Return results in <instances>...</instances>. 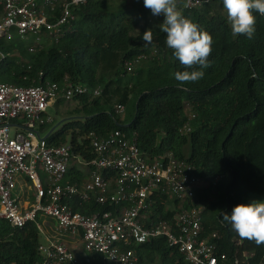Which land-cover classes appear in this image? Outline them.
<instances>
[{"label":"trees","instance_id":"1","mask_svg":"<svg viewBox=\"0 0 264 264\" xmlns=\"http://www.w3.org/2000/svg\"><path fill=\"white\" fill-rule=\"evenodd\" d=\"M71 28L57 42L37 45L34 38L0 37V82L22 86L63 82L101 86L99 96L74 97L76 106L66 110L64 122L48 137L50 145L70 141L74 151L91 160L95 153L89 134L105 136L116 129L135 135L138 146L150 157L172 153L194 164L196 174L209 182L197 192L194 203L203 205L206 234L218 232L219 250L230 262L238 250L253 251L252 263L264 256V245L241 239L222 220L250 193L264 196V16L255 13L256 32L249 40L233 35L223 0H210L200 8L182 14L213 38L210 66L202 69L197 82L180 83L174 73L191 71L174 57L166 45V34L151 22V10L143 0H90L75 8ZM4 6L0 4V20ZM153 30V43L144 46V31ZM150 60L133 72L127 61L140 55ZM197 70H200L197 66ZM129 76V77H128ZM70 102L59 99L57 106ZM125 105L123 115L116 105ZM187 108L189 110H187ZM188 112L194 114L188 117ZM186 122L191 130L182 132ZM55 126V125H54ZM54 126H49L48 134ZM189 146V151H187ZM86 174L72 166L68 178L81 182ZM152 218H171L163 200L173 206L167 193L153 196ZM212 202L209 203V199ZM119 206L76 202L83 213ZM0 264H36L39 234L35 224L14 228L0 220ZM241 241L240 245L237 243ZM141 264H189L165 237L154 238L136 247ZM90 261L104 264L100 254H86ZM230 262H228L230 264Z\"/></svg>","mask_w":264,"mask_h":264},{"label":"built area","instance_id":"2","mask_svg":"<svg viewBox=\"0 0 264 264\" xmlns=\"http://www.w3.org/2000/svg\"><path fill=\"white\" fill-rule=\"evenodd\" d=\"M89 1L0 0L4 6L0 37L34 38L37 45L57 42L70 30L75 8ZM209 1L177 0V9L182 13ZM160 20L163 15L151 13V22ZM3 56L0 52V64ZM146 58L142 54L127 61L125 69L133 72ZM102 91L101 86L73 83L67 77L30 86L0 82V220L14 228L37 226L42 259L36 264H96L87 253L100 254L104 264H141L136 247L159 237H165L189 264H229L228 254L219 250L218 232L206 234L205 207L186 205L209 185L196 174L193 163L172 153L150 157L135 135L121 129L105 136L89 134L95 153L91 160L77 154L70 141L50 145L44 139L46 128L54 123L49 107L59 99L99 96ZM125 109L116 105L121 115ZM188 117L194 114L188 112ZM190 130L189 122L181 128ZM72 166L85 172L83 181L68 178ZM163 193L176 201L172 206L163 200L164 211L175 214L152 218L157 201L153 196ZM76 202L121 208L87 214L75 209ZM254 257L253 251L238 250L230 264H264V256L252 263Z\"/></svg>","mask_w":264,"mask_h":264},{"label":"clouds","instance_id":"3","mask_svg":"<svg viewBox=\"0 0 264 264\" xmlns=\"http://www.w3.org/2000/svg\"><path fill=\"white\" fill-rule=\"evenodd\" d=\"M143 4L154 16L163 15V23L158 27L166 34V45L182 66L192 69L175 72L176 81L191 83L202 79L205 75L202 69L210 66L208 57L212 52V36L182 15L177 9V0H143ZM223 7L232 34L253 39L257 22L255 13L264 16V0H223ZM142 40L145 47L153 43L151 28L144 31ZM222 220L241 239L254 241L257 246L264 245V200L238 204L231 214L222 213Z\"/></svg>","mask_w":264,"mask_h":264},{"label":"rangeland","instance_id":"4","mask_svg":"<svg viewBox=\"0 0 264 264\" xmlns=\"http://www.w3.org/2000/svg\"><path fill=\"white\" fill-rule=\"evenodd\" d=\"M132 1L133 0H129V3L131 4ZM157 22L163 23L162 20L157 21ZM148 62H150V60L146 58V59L142 60V62L139 64H140V66H143L144 64H147ZM75 106H76V101L71 100L70 102H65L59 106L55 105V106L49 107L48 113H49V115H51L54 118V123L51 126L56 125L59 121L64 119V116L66 114V110L70 109L71 107H75ZM47 129H48V127L46 128V130L44 132L45 135H47V133H46ZM187 151H189V146H187ZM212 200L213 199L210 198L208 202L211 203ZM253 200H264V196L257 194V193H250L245 199V204L250 203ZM107 264H111V263H107Z\"/></svg>","mask_w":264,"mask_h":264},{"label":"water","instance_id":"5","mask_svg":"<svg viewBox=\"0 0 264 264\" xmlns=\"http://www.w3.org/2000/svg\"><path fill=\"white\" fill-rule=\"evenodd\" d=\"M65 119H62L61 121H59L51 130L50 132L44 136V139L47 138L59 125L62 124V122H64Z\"/></svg>","mask_w":264,"mask_h":264}]
</instances>
